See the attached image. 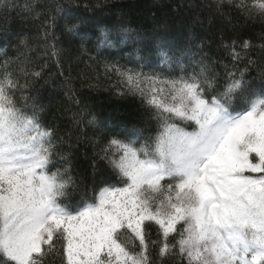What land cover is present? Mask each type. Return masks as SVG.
I'll return each mask as SVG.
<instances>
[{
    "label": "snow or ice",
    "instance_id": "1",
    "mask_svg": "<svg viewBox=\"0 0 264 264\" xmlns=\"http://www.w3.org/2000/svg\"><path fill=\"white\" fill-rule=\"evenodd\" d=\"M225 3L247 19L264 18V0H216V10ZM76 7L67 0L55 11L68 33L80 35L89 21ZM100 35L110 40L107 31ZM119 35L136 39L128 30ZM251 46L248 40L223 45L231 62L220 61L222 83L215 61L202 59L198 70L187 71L164 44L158 48L168 73L106 64L119 78L117 94L139 96L156 130L113 135L98 156L115 183L102 180L90 200L77 202L68 195L70 169L54 160L60 153L53 131L28 104V82L21 84L4 62L0 264H49L53 256L61 264H152V248L161 259L179 256L185 264H264V66L258 85L246 78L256 64ZM153 226L157 240L150 238Z\"/></svg>",
    "mask_w": 264,
    "mask_h": 264
},
{
    "label": "trees",
    "instance_id": "2",
    "mask_svg": "<svg viewBox=\"0 0 264 264\" xmlns=\"http://www.w3.org/2000/svg\"><path fill=\"white\" fill-rule=\"evenodd\" d=\"M75 2L79 7L73 11L89 21L78 29L80 35L68 33L65 20L55 11L67 0H0V72L7 61L8 70L19 76L20 83L28 82L24 89L30 97L28 104L36 106L41 123L53 131V142L60 153L54 160L58 167L70 169L74 186L68 195L72 202L90 200L102 180L115 183L114 173L98 156L113 135L119 133L124 138L142 129L148 136L156 130L139 96L117 94L119 78L105 71L106 64L137 70L143 64L145 73H168L158 48L164 44L169 54L180 56L187 71L198 70L202 59L215 61L214 70L221 74L222 83L220 61L231 62L223 45L248 40L252 45L249 56L256 64L249 67L246 78L260 83L264 18L247 19L227 3L218 12L216 0ZM53 16L54 21L50 20ZM125 30L136 39L121 40L119 34ZM102 31L109 33L110 40H104ZM49 32L52 35L46 36ZM21 68L29 75L25 76ZM34 71L41 75L32 76ZM19 95L18 103H22ZM93 118L95 123L89 124ZM177 123L191 131V126ZM150 238L158 239L156 226ZM151 255L152 264H185L179 256L161 259L157 248L151 249ZM49 264H61L60 258L50 257Z\"/></svg>",
    "mask_w": 264,
    "mask_h": 264
}]
</instances>
